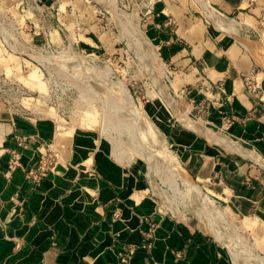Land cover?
<instances>
[{"label": "crops", "instance_id": "crops-1", "mask_svg": "<svg viewBox=\"0 0 264 264\" xmlns=\"http://www.w3.org/2000/svg\"><path fill=\"white\" fill-rule=\"evenodd\" d=\"M193 1L163 0L149 18L165 72L168 64L176 70L167 91L184 115L241 151L186 126L167 131L191 178L245 219L264 254V0H208L222 21H232L225 22L230 33ZM36 102L31 116L0 105V264H231L200 223L160 206L139 178L96 152L92 136L39 116ZM18 137L26 148L20 167L9 171ZM44 154L53 165L34 180Z\"/></svg>", "mask_w": 264, "mask_h": 264}, {"label": "rangeland", "instance_id": "rangeland-1", "mask_svg": "<svg viewBox=\"0 0 264 264\" xmlns=\"http://www.w3.org/2000/svg\"><path fill=\"white\" fill-rule=\"evenodd\" d=\"M160 2L0 0V80L13 85L5 94L14 109L17 98L23 99L26 115L35 114L32 103L38 101L39 116L47 114L64 122L68 131L92 136L96 152L139 178L160 206L200 223L228 252L231 264H264L262 241L244 227L245 219L231 216L221 205V220L205 212L178 174L181 168L189 172L167 128L187 130L175 122L165 100L172 99L165 87L176 70L168 64L165 72V58L151 36L149 18L157 15L155 5ZM185 7L187 12L191 9ZM116 12L123 19L117 20ZM132 15L144 40H136L131 29L124 30L130 18L126 16ZM241 78L250 93V78L245 74ZM123 89L129 96L122 94ZM232 143V150L241 151ZM191 180L199 186L195 178Z\"/></svg>", "mask_w": 264, "mask_h": 264}, {"label": "bare ground", "instance_id": "bare-ground-1", "mask_svg": "<svg viewBox=\"0 0 264 264\" xmlns=\"http://www.w3.org/2000/svg\"><path fill=\"white\" fill-rule=\"evenodd\" d=\"M199 1L200 5L203 7L204 10H206V13L209 14V17L213 19V21L215 22L216 26L227 33L231 32V25L225 22H228L229 20L227 19V21H222L223 19H221V15L214 11L209 5H208V0H197ZM195 2V1H194ZM135 10V9H134ZM115 11V10H113ZM115 13V12H114ZM135 13V12H134ZM115 15V14H114ZM117 16V12L115 17ZM126 17H130V18H126L127 21H123L121 20L120 24H122L123 26V22L124 24H127L128 28H124L126 27L125 25L122 27L124 28V30H128L130 31V29L132 30V33H134L135 38H137L136 40H138L139 38L142 40H144V38H142V35L140 32H137V18L135 15L131 16H126ZM121 18V17H120ZM120 18L117 16L116 19L120 21ZM123 19V18H121ZM230 23L232 21H229ZM118 23V22H117ZM131 32V31H130ZM128 32V33H130ZM140 33V34H139ZM133 35V36H134ZM144 37V36H143ZM140 40V41H141ZM139 41V40H138ZM146 41V40H145ZM144 42V41H143ZM150 52V51H149ZM151 53V52H150ZM150 55V54H148ZM149 57V56H148ZM67 57H65L64 59L66 60ZM71 59H73L71 57ZM70 59V62H71ZM69 61V60H67ZM73 62V60H72ZM150 65V64H149ZM152 65V63H151ZM150 69H152L151 67H149ZM154 68V67H153ZM150 71V70H149ZM154 72L151 70V77L153 76ZM153 78V77H152ZM158 78L153 79V82L156 81V83H159L158 80H156ZM158 85V84H157ZM160 85V84H159ZM162 86H160L161 88ZM167 88V87H165ZM167 92V90L165 91ZM163 93V91H162ZM122 94H124L125 96H129L128 95V91L123 89L122 90ZM167 96H168V92H167ZM164 98V97H163ZM168 98H170L168 96ZM165 100H168L169 103V107L171 108L172 112L174 113V116L176 118V120L181 123L183 126H186L187 128H189L190 130L202 135L203 137H205L207 140L211 141L212 143L216 144V145H221L223 143L226 144H233L231 140H228L227 138L219 135V133L214 132L213 130L206 128L204 126H202L201 124L197 123L195 120H193L192 118L184 115L177 107L174 103L171 102L172 99H167L165 98ZM170 100V101H169ZM168 106V105H167ZM156 136V135H155ZM155 147V146H154ZM173 160V159H172ZM180 179L182 181V183L184 184V186L186 187V189L188 190V192H190L191 194H193V196L195 197V199L199 202L202 203L203 209L205 210V212H209L211 213L213 216H215L217 218V220H221L223 219L222 216V209L213 202V200L208 199V197L200 190L199 186L195 183L192 182L190 175L183 169L181 168V170L178 172ZM214 230V229H213ZM212 230V231H213ZM216 236L221 237V234L216 233ZM225 236H229V233H227ZM227 238V237H226ZM226 238L224 237V241H227ZM229 239V238H228ZM245 254V253H244Z\"/></svg>", "mask_w": 264, "mask_h": 264}, {"label": "built area", "instance_id": "built-area-1", "mask_svg": "<svg viewBox=\"0 0 264 264\" xmlns=\"http://www.w3.org/2000/svg\"><path fill=\"white\" fill-rule=\"evenodd\" d=\"M250 82H251V79L248 82L247 88L250 89L251 93H254L256 87H255V85L252 84V82L251 83ZM7 89L8 90L13 89V85L11 84V82L0 80V105L3 108L11 109L13 111H18V112H21V113L26 115L27 111L23 110L24 109L23 105L20 102V101H23V99L20 100L19 98L16 97L17 101L19 102V105L16 106L17 109H14L12 107V105H10L11 104L9 101V100H11L10 96H6V94H5V91ZM19 106H20V108H18ZM21 108H23V109H21ZM15 143H16L15 148H13L10 151V159L8 161L9 171H14L15 169L20 167L21 157H22L20 149L26 148L25 138H23V137L16 138ZM52 165H53V162L51 161L49 154L41 155V158H40L38 165L36 167V172L31 173L33 179L38 180V179L45 177L49 168L52 167Z\"/></svg>", "mask_w": 264, "mask_h": 264}]
</instances>
